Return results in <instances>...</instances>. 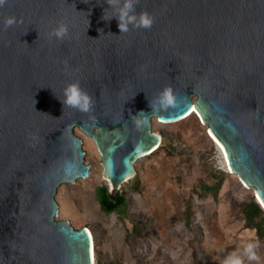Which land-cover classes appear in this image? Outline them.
<instances>
[{
    "label": "water",
    "instance_id": "obj_1",
    "mask_svg": "<svg viewBox=\"0 0 264 264\" xmlns=\"http://www.w3.org/2000/svg\"><path fill=\"white\" fill-rule=\"evenodd\" d=\"M191 114L264 212V0H0V264H94L57 220L75 131L114 197Z\"/></svg>",
    "mask_w": 264,
    "mask_h": 264
},
{
    "label": "rangeland",
    "instance_id": "obj_2",
    "mask_svg": "<svg viewBox=\"0 0 264 264\" xmlns=\"http://www.w3.org/2000/svg\"><path fill=\"white\" fill-rule=\"evenodd\" d=\"M151 130L161 137L160 146L134 164L135 176L118 191L125 198L123 212L109 215L100 211L94 196L95 188L108 187L99 155L92 142L75 131L90 173L57 189V220L88 230L99 264H264V238L245 229L240 215L245 204L255 201L253 191L229 174L198 118L169 125L153 119ZM213 173L224 176L217 198H199L200 184H209ZM186 202L192 212L189 226ZM136 224L143 230L130 237Z\"/></svg>",
    "mask_w": 264,
    "mask_h": 264
},
{
    "label": "trees",
    "instance_id": "obj_3",
    "mask_svg": "<svg viewBox=\"0 0 264 264\" xmlns=\"http://www.w3.org/2000/svg\"><path fill=\"white\" fill-rule=\"evenodd\" d=\"M223 175L221 173H213L210 175L209 184H200L198 189L199 198H204L206 195H210L213 199H216L223 183ZM138 185H136L137 187ZM95 200L99 206L100 211L109 215L115 211L123 212L125 206V198L123 194L117 193L114 197H110L108 187L99 186L94 191ZM185 225L189 226L191 222L192 212L190 211V205L186 202L185 207ZM240 215L243 219V227L248 230H254L256 237L261 240L264 238V212L260 206L255 202L251 201L245 204L241 210ZM143 230L142 224H136L132 227L129 236L136 237L141 234ZM94 264H99L95 256ZM112 264V263H110Z\"/></svg>",
    "mask_w": 264,
    "mask_h": 264
},
{
    "label": "bare ground",
    "instance_id": "obj_4",
    "mask_svg": "<svg viewBox=\"0 0 264 264\" xmlns=\"http://www.w3.org/2000/svg\"><path fill=\"white\" fill-rule=\"evenodd\" d=\"M189 117H195V118H198L195 114H191ZM188 117V118H189ZM187 119V118H186ZM186 119H184V120H186ZM199 120V119H198ZM183 121V120H182ZM181 122V121H180ZM176 123H178V122H176ZM176 123H171V124H176ZM160 124V123H159ZM202 124V123H201ZM163 125H169V124H163ZM202 126H203V124H202ZM206 129V128H205ZM207 130V129H206ZM207 138L209 139V141H211V142H213L214 144H215V146L218 148V150L220 151V153H221V155H222V157H223V159H224V163L226 164V161H225V157H224V154H223V152H222V150H221V148L219 147V145L217 144V142L213 139V137L207 132ZM152 154V153H151ZM147 157V156H146ZM145 158V157H144ZM143 159V158H142ZM226 167H227V165H226ZM228 169V168H227ZM229 171V170H228ZM230 175H233V174H231V173H229ZM234 176V175H233ZM236 177V176H235ZM237 178V177H236ZM238 180V179H237ZM239 182V181H238ZM240 183V182H239ZM241 184V183H240ZM109 185V184H108ZM242 185V184H241ZM243 186V185H242ZM244 187V186H243ZM245 189H246V187H244ZM248 189V188H247ZM93 251V250H92Z\"/></svg>",
    "mask_w": 264,
    "mask_h": 264
}]
</instances>
